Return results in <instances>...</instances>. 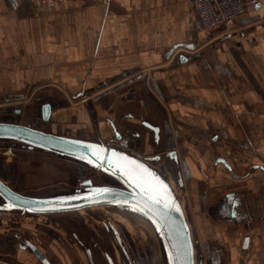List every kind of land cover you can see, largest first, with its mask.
<instances>
[{
  "label": "crops",
  "instance_id": "obj_1",
  "mask_svg": "<svg viewBox=\"0 0 264 264\" xmlns=\"http://www.w3.org/2000/svg\"><path fill=\"white\" fill-rule=\"evenodd\" d=\"M40 94L32 111L54 104V123L86 136L113 143L109 119L167 123L193 155L217 135L264 164V0L225 32H209L189 0H0V107ZM248 264H264V236Z\"/></svg>",
  "mask_w": 264,
  "mask_h": 264
},
{
  "label": "flooded vegetation",
  "instance_id": "obj_2",
  "mask_svg": "<svg viewBox=\"0 0 264 264\" xmlns=\"http://www.w3.org/2000/svg\"><path fill=\"white\" fill-rule=\"evenodd\" d=\"M142 122V129L121 130L113 122L111 139L144 156L176 152L168 175L176 193L186 195L199 226L201 264H231L235 250L237 264H248L255 240L264 236V164L241 158L235 143L220 144L217 135L206 144L208 152L212 148L210 157L207 151L193 155L188 148L177 147L182 145L180 136L174 137L167 123L159 125L157 137ZM143 129L148 136L145 141H141ZM15 219L16 225L0 227V245L11 251L4 264H143L139 247L113 222L103 224L105 236H95L81 226L67 237L62 229L38 220Z\"/></svg>",
  "mask_w": 264,
  "mask_h": 264
},
{
  "label": "water",
  "instance_id": "obj_3",
  "mask_svg": "<svg viewBox=\"0 0 264 264\" xmlns=\"http://www.w3.org/2000/svg\"><path fill=\"white\" fill-rule=\"evenodd\" d=\"M41 102L40 94L28 107L29 116L32 118L28 120L24 116L22 122H20L21 114L23 111L27 114V106L24 109L21 104L0 107V112L3 110L2 112L14 115L12 119H0V141L19 143L31 149L77 162L75 173L81 180L80 186L63 193L31 195L18 191L0 177V207L5 211L18 210L24 214L37 215L72 212L104 205L112 206L122 212H130L141 217L152 228L160 250L156 253L157 258L151 254V264H173V261L169 259V253L175 252L176 246L180 247L183 253L181 258L188 264H201L202 252L199 239L193 233V226L189 220L190 214L172 188L168 175L170 164L176 159V152L170 150L151 157L144 156L124 145L100 138L96 128L92 130L91 136H86L83 132L65 129L54 123V104L45 103L39 112H31L34 105ZM92 102L93 100L90 99L85 104L89 108ZM92 118L96 119L95 113L92 114ZM109 123L113 126V120L109 119ZM143 123L158 137L159 126H153L147 120ZM89 145H102L103 149L100 154L106 158L97 159L92 156L91 153L95 149H90ZM85 155L89 159L82 158ZM117 157H127L129 161L138 162L147 170L146 175H154L168 186L169 195L174 199L176 207H165L164 204L158 206L157 211L166 217V220L161 221L165 224L162 229H158L157 224L151 218V209H149L150 214L146 215L133 211L130 207V205L139 202V189L135 188L128 180L124 169L113 163ZM90 159L93 162H90ZM90 169L101 172L115 183H101L92 179L89 176ZM103 189L112 191L105 192ZM114 200H122L126 203H115Z\"/></svg>",
  "mask_w": 264,
  "mask_h": 264
},
{
  "label": "rangeland",
  "instance_id": "obj_4",
  "mask_svg": "<svg viewBox=\"0 0 264 264\" xmlns=\"http://www.w3.org/2000/svg\"><path fill=\"white\" fill-rule=\"evenodd\" d=\"M30 104L32 102L25 103L27 114L22 112L20 122L24 116L28 120L32 118L29 116L28 107ZM2 111L0 112V119L13 118V114L9 115ZM76 165L77 162L73 160L31 149L26 145L0 141V177L23 193L49 195L72 191L81 183L75 173ZM89 176L101 183H115L99 171L91 170ZM178 196L190 214L189 220L193 226V233L199 239L200 229L195 218L191 216V211L186 203V195L181 191ZM15 218L17 220L19 218L31 219L32 222L38 220L39 223L60 228L68 233L65 235L67 237L71 236L69 231H80L81 226L86 227L93 235L100 236V233L101 235L106 233L103 224L113 222L117 228L126 233L129 240L135 242V245L139 247L143 264H151V254L157 258L156 253L160 250L154 231L144 219L130 212H122L112 206L104 205L69 213L37 215L24 214L18 210L5 211L0 207V227L6 229L16 225L13 223ZM106 236L108 235L106 234ZM127 246L130 247L128 242ZM10 252L9 247L0 245V264H4V259L8 258Z\"/></svg>",
  "mask_w": 264,
  "mask_h": 264
},
{
  "label": "snow or ice",
  "instance_id": "obj_5",
  "mask_svg": "<svg viewBox=\"0 0 264 264\" xmlns=\"http://www.w3.org/2000/svg\"><path fill=\"white\" fill-rule=\"evenodd\" d=\"M88 147L90 149H95V151L91 153L92 156L97 159L106 158L100 154V151L103 149L102 145H89ZM82 158L89 159L87 155ZM90 162L93 161L90 159ZM113 163L118 167H122L128 180L135 188L139 189V202L130 205L132 210L149 215V209H151V218H153L154 222L157 224L158 229L165 227V224L161 223V221L166 220V217L157 211L158 206L164 204L165 207H176L174 199L169 195L168 186L158 177L146 175L147 170L143 165L135 161H129L127 157H117ZM103 191L107 192L112 190L103 189ZM113 202L126 203V201L122 200H114ZM182 256L183 253L179 246L175 247V252L169 253V259L173 261V264H188L186 260L181 258Z\"/></svg>",
  "mask_w": 264,
  "mask_h": 264
},
{
  "label": "built area",
  "instance_id": "obj_6",
  "mask_svg": "<svg viewBox=\"0 0 264 264\" xmlns=\"http://www.w3.org/2000/svg\"><path fill=\"white\" fill-rule=\"evenodd\" d=\"M38 9L54 10L62 0H31ZM209 32L233 30L237 18L260 0H189ZM85 97V96H84Z\"/></svg>",
  "mask_w": 264,
  "mask_h": 264
}]
</instances>
